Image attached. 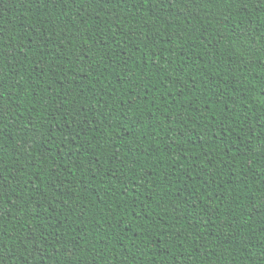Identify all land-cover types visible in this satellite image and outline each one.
Wrapping results in <instances>:
<instances>
[{
	"label": "trees",
	"instance_id": "obj_1",
	"mask_svg": "<svg viewBox=\"0 0 264 264\" xmlns=\"http://www.w3.org/2000/svg\"><path fill=\"white\" fill-rule=\"evenodd\" d=\"M264 0H0V264H264Z\"/></svg>",
	"mask_w": 264,
	"mask_h": 264
},
{
	"label": "snow or ice",
	"instance_id": "obj_2",
	"mask_svg": "<svg viewBox=\"0 0 264 264\" xmlns=\"http://www.w3.org/2000/svg\"><path fill=\"white\" fill-rule=\"evenodd\" d=\"M262 7H264V4H262Z\"/></svg>",
	"mask_w": 264,
	"mask_h": 264
}]
</instances>
